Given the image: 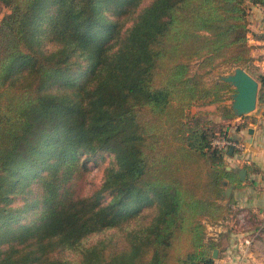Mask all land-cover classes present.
<instances>
[{
  "label": "trees",
  "instance_id": "16d2710c",
  "mask_svg": "<svg viewBox=\"0 0 264 264\" xmlns=\"http://www.w3.org/2000/svg\"><path fill=\"white\" fill-rule=\"evenodd\" d=\"M249 3L264 7L0 0V264L213 263L206 222L231 212L223 180L242 184L226 168L241 148L211 144L236 139L202 108L232 85L190 61L246 69ZM97 156L109 160L82 193ZM255 227L248 248L264 258Z\"/></svg>",
  "mask_w": 264,
  "mask_h": 264
},
{
  "label": "crops",
  "instance_id": "0c3cea01",
  "mask_svg": "<svg viewBox=\"0 0 264 264\" xmlns=\"http://www.w3.org/2000/svg\"><path fill=\"white\" fill-rule=\"evenodd\" d=\"M248 19L247 37L251 50L245 70L257 78L259 73H264V7L249 3ZM259 96L261 104L247 118L245 127L225 126L229 135L241 145L239 153L227 157L229 166L237 168V172L241 167L246 171L240 186L233 183L231 212L225 218L207 221L211 231L206 233V238L218 242L217 256L212 264H264L260 252L248 247L245 251L242 243L243 237L250 235L256 225L264 223V85L258 81L257 98Z\"/></svg>",
  "mask_w": 264,
  "mask_h": 264
},
{
  "label": "rangeland",
  "instance_id": "374dc122",
  "mask_svg": "<svg viewBox=\"0 0 264 264\" xmlns=\"http://www.w3.org/2000/svg\"><path fill=\"white\" fill-rule=\"evenodd\" d=\"M2 15V13L0 12V16ZM198 62L199 59H193L190 61V73L193 72H203L204 74V79L206 82L211 83L213 80L219 79L221 75H225L227 73H230L233 71L232 68L228 67V66H224V65H216L210 69H199L198 68ZM233 89L229 90L224 96V100L219 102V103H212V104H208L206 106H203L202 108L204 109H209L211 111V116L218 122L222 123L225 126L229 125V126H233V127H237L238 124L243 123L245 121H247V118L250 116V114H254L259 106H260V96L257 98L256 101V106L255 109L250 111L248 114H246L245 116H234L231 117L230 119H224L221 118V114L226 111L227 106L231 104V99H232V93L234 91V87L232 86ZM259 93H260V89H259ZM198 108L193 106L191 108V110H197ZM96 160V161H95ZM109 157H104L101 158L100 156H97L96 158H91L89 161V164H91V170H89L81 179L80 181V191L82 193H89L93 186L96 185L101 178L102 175V171L104 168V165L108 162ZM206 233L210 232L211 229L208 227L207 222H206V229H205ZM100 235H95L93 236L92 239H90L89 241H92L95 239V237H99ZM244 247V246H243Z\"/></svg>",
  "mask_w": 264,
  "mask_h": 264
},
{
  "label": "water",
  "instance_id": "95a60500",
  "mask_svg": "<svg viewBox=\"0 0 264 264\" xmlns=\"http://www.w3.org/2000/svg\"><path fill=\"white\" fill-rule=\"evenodd\" d=\"M219 79L229 82L234 87L230 104L233 113L240 116L243 114H247L255 109L258 92L257 78L252 76L242 66H236L232 72L227 73L225 75H221ZM248 130L250 132L251 127L248 128ZM231 150L232 148H229V151ZM226 168H230V166L227 165ZM245 171L246 170L243 167L238 169V175L240 180L244 179ZM223 184H225V189L223 190V203L226 204L230 197L233 183L223 180ZM212 256H217L216 247H214L212 250Z\"/></svg>",
  "mask_w": 264,
  "mask_h": 264
},
{
  "label": "built area",
  "instance_id": "2783aa9c",
  "mask_svg": "<svg viewBox=\"0 0 264 264\" xmlns=\"http://www.w3.org/2000/svg\"><path fill=\"white\" fill-rule=\"evenodd\" d=\"M211 144L213 146H217L220 148H227V147H232V146L241 147V145L239 143H237V141H235L234 139H232L229 136L214 137L211 141ZM250 241H251V236L247 235V236L243 237L242 243H243V246L245 248V251L247 250V247H248Z\"/></svg>",
  "mask_w": 264,
  "mask_h": 264
}]
</instances>
